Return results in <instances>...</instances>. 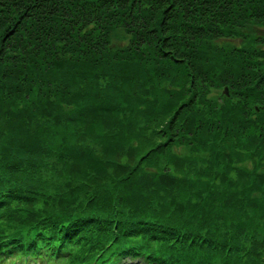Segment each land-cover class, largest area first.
Instances as JSON below:
<instances>
[{
  "label": "trees",
  "instance_id": "1",
  "mask_svg": "<svg viewBox=\"0 0 264 264\" xmlns=\"http://www.w3.org/2000/svg\"><path fill=\"white\" fill-rule=\"evenodd\" d=\"M254 23L264 0H0V264H264Z\"/></svg>",
  "mask_w": 264,
  "mask_h": 264
},
{
  "label": "rangeland",
  "instance_id": "2",
  "mask_svg": "<svg viewBox=\"0 0 264 264\" xmlns=\"http://www.w3.org/2000/svg\"><path fill=\"white\" fill-rule=\"evenodd\" d=\"M246 32L250 35V36H252V37H259L260 39L261 38H264V26H261V25H258V24H256V23H254V24H249L248 26H247V28H246ZM237 40V39H236ZM236 40H230V41H228L229 42V44L231 43V44H234V43H236L235 41ZM124 40H122V39H115L114 41H113V45L114 46H116V47H120L121 45H122V43H125V42H123ZM239 41V40H238ZM239 42H242V41H239ZM227 43V42H226ZM126 263H128V264H130L129 262H126ZM132 263H135V261L134 262H132Z\"/></svg>",
  "mask_w": 264,
  "mask_h": 264
},
{
  "label": "water",
  "instance_id": "3",
  "mask_svg": "<svg viewBox=\"0 0 264 264\" xmlns=\"http://www.w3.org/2000/svg\"><path fill=\"white\" fill-rule=\"evenodd\" d=\"M226 91L228 92V89H226Z\"/></svg>",
  "mask_w": 264,
  "mask_h": 264
}]
</instances>
